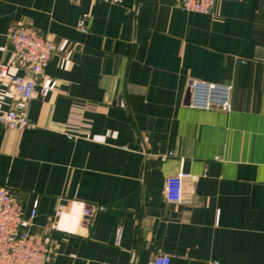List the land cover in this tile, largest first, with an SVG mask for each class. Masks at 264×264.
I'll return each mask as SVG.
<instances>
[{"label":"crops","instance_id":"obj_1","mask_svg":"<svg viewBox=\"0 0 264 264\" xmlns=\"http://www.w3.org/2000/svg\"><path fill=\"white\" fill-rule=\"evenodd\" d=\"M13 26L56 43L47 96L0 79V112L25 107L32 123H0V185L37 239L64 207L48 264H264V0L208 13L178 0H0L9 75L21 73ZM191 80L230 84V110L190 107ZM179 171L174 203L164 185Z\"/></svg>","mask_w":264,"mask_h":264},{"label":"built area","instance_id":"obj_2","mask_svg":"<svg viewBox=\"0 0 264 264\" xmlns=\"http://www.w3.org/2000/svg\"><path fill=\"white\" fill-rule=\"evenodd\" d=\"M219 0H178L186 11L208 13ZM7 40L14 56V67L21 73L9 75L8 65L0 62V79H9L11 90L23 99L34 95L47 96L56 87V80L42 77L52 53L55 41L38 33L30 26H13L7 31ZM230 84L209 83L191 80L188 84L189 106L205 110H230ZM0 123L13 130H23L32 126L25 107L0 112ZM189 174L179 171L165 180L164 196L167 201L182 203L184 200V181ZM37 202L32 206L30 217L35 215ZM59 202L52 221L45 227L41 238H35L24 230L23 207L15 199L6 185H0V264H48L54 247L49 232L57 228L58 218L63 213ZM92 207L86 206L83 215L89 216ZM120 229L117 230V240ZM170 256L158 254L150 264H169Z\"/></svg>","mask_w":264,"mask_h":264}]
</instances>
